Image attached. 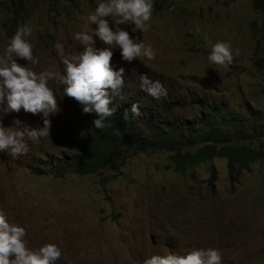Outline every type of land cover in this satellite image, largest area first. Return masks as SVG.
Returning a JSON list of instances; mask_svg holds the SVG:
<instances>
[{
    "label": "rangeland",
    "instance_id": "1",
    "mask_svg": "<svg viewBox=\"0 0 264 264\" xmlns=\"http://www.w3.org/2000/svg\"><path fill=\"white\" fill-rule=\"evenodd\" d=\"M97 3L92 0L93 9L78 21H68L53 17L44 0H35L27 8L31 16L21 23L33 29L27 39L39 63L16 58L17 62L37 73H63L55 45L62 44L66 55L82 51L74 34L96 28L87 17ZM153 6L147 32H132L134 25L120 26L156 51L154 60L136 59L151 80L176 83L185 103L191 96H201L237 115L246 114V105L264 111V76L252 66L260 23L252 0H153ZM108 19L115 30V17ZM6 22L0 4V56L9 44L3 32ZM37 35L47 42H38ZM94 39V47H105L99 38ZM217 41L240 50L232 64L209 63L207 57ZM113 49V55L121 56L118 47ZM133 77L134 84L124 94L127 99L139 87L135 72ZM49 87L60 109L49 116L50 136L39 144L28 141L30 151L18 158L0 152V212L26 229L30 249L56 244L62 256L55 264H142L154 254L186 255L200 248L219 249L222 264H264V159L249 165L233 182L222 159L196 168L194 178L176 174L168 168L166 151L136 154L117 171L107 168L96 175L37 174L28 168L30 164L40 168L44 160L75 154L96 119L95 114H82L76 101L63 96V86L55 79ZM197 110L174 108L170 116L189 121ZM15 119L43 127L42 114L23 110L5 115L3 126H12ZM209 166L215 171L213 189L206 182ZM110 175L115 179L102 185L101 178Z\"/></svg>",
    "mask_w": 264,
    "mask_h": 264
},
{
    "label": "clouds",
    "instance_id": "2",
    "mask_svg": "<svg viewBox=\"0 0 264 264\" xmlns=\"http://www.w3.org/2000/svg\"><path fill=\"white\" fill-rule=\"evenodd\" d=\"M44 1L53 17H62L68 21L74 19L78 21L86 11L93 9L92 0H72L67 3V8L63 7L66 10L57 2L51 5L50 0ZM34 2L35 0L26 2L24 6L26 12L15 22L6 11L4 0H0L7 16L3 32L9 39L4 54L0 56V152H10L13 158H18L30 151L28 141L39 144L41 138L50 136L49 116L60 111L56 94L49 87V81L53 79L63 86V96L73 99L81 106L82 114H95L96 119L91 121V125L100 130L110 127L106 121L113 117L117 110L110 107L116 98H119L123 106H129L134 97L140 102L143 99L159 101L161 97L167 95L164 88L167 86L171 90V96L166 102L175 98L183 100V96L175 88L176 83L151 80L144 65L136 60L140 57L154 60L156 51L152 46L145 45L143 40L133 39L128 31L120 27L134 25L132 32H147L150 28L148 22L154 10L153 0H98L95 11L87 17L90 25H96V28L94 30L92 27L87 28L74 34L75 40L79 41L83 50L66 55L62 44L55 45L62 58L63 73L50 70L37 73L28 66L29 63L36 65L39 61L34 57L33 45L27 39L32 35L33 29L30 25L21 22L31 16L32 12L29 13L27 8ZM253 9L260 16L257 30L259 41L252 54V66L257 71L255 62L264 50L261 33L263 22L261 13L254 7ZM109 17H115L113 21L115 30L110 27ZM14 23L19 26L13 27ZM94 37L99 38L105 47L99 49L94 47L96 43ZM36 38L38 42H47L43 36L37 35ZM113 46L120 49L121 56L113 55ZM239 55L240 50L233 49L229 42L217 41L212 46L207 59L211 64L224 66L232 64L235 56ZM16 58L27 61V66L19 64ZM134 72L139 87L127 99L124 94L127 93L128 86L135 82ZM207 101L210 106L221 110L223 114L235 113L226 112L223 106ZM21 110L34 116L42 114L43 127H31L19 119L13 120L10 127L3 126L5 115L19 114ZM244 110L247 113L246 109ZM129 111L132 114L131 118H138L142 114L140 106L133 103L129 110H125L123 119H130ZM240 116L244 115L240 114ZM73 155L62 154L55 161L44 160L43 167L36 168L30 164L28 168L37 174L50 175L48 171L51 164L64 156ZM26 235L24 227L9 222L6 214L0 212V264H55L61 258L62 251L56 244L49 243L36 250L30 249L25 239ZM142 264H222V252L215 248L194 249L186 255H177L168 251L167 255H151L145 258Z\"/></svg>",
    "mask_w": 264,
    "mask_h": 264
},
{
    "label": "trees",
    "instance_id": "3",
    "mask_svg": "<svg viewBox=\"0 0 264 264\" xmlns=\"http://www.w3.org/2000/svg\"><path fill=\"white\" fill-rule=\"evenodd\" d=\"M28 1L4 0V7L16 22L26 12L24 6ZM71 1L50 0V4L57 2L62 8H67V3ZM252 6L261 13L264 41V0H252ZM255 66L264 76V50L257 57ZM164 88L167 95L159 101L143 99L140 102L134 97L129 106H123L119 98L114 99L110 107L117 110L106 121L110 127L100 130L91 125L78 152L51 164L48 173L58 178L68 173L96 175L107 168L117 171L127 159L136 154L166 151L170 154L168 168L176 174L188 173L194 178L196 168L215 159H222L226 161L228 176L233 182L249 165L264 159V111L246 105L247 113L244 116L223 114L199 96H191L188 103L179 98L166 102L171 96V90L167 86ZM133 103L140 106L141 116L131 118L129 111L130 119H123L125 110H129ZM185 106L198 108L192 120L179 122L170 116L174 108ZM208 171L206 182L213 189L216 179L213 166H209ZM114 179L115 175H110L102 177L100 182L104 185Z\"/></svg>",
    "mask_w": 264,
    "mask_h": 264
},
{
    "label": "water",
    "instance_id": "4",
    "mask_svg": "<svg viewBox=\"0 0 264 264\" xmlns=\"http://www.w3.org/2000/svg\"><path fill=\"white\" fill-rule=\"evenodd\" d=\"M153 239L151 238V241H152ZM152 243H153V241H152Z\"/></svg>",
    "mask_w": 264,
    "mask_h": 264
}]
</instances>
